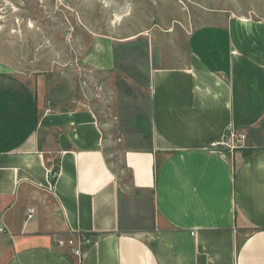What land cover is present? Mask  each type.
I'll list each match as a JSON object with an SVG mask.
<instances>
[{"label":"crops","instance_id":"obj_1","mask_svg":"<svg viewBox=\"0 0 264 264\" xmlns=\"http://www.w3.org/2000/svg\"><path fill=\"white\" fill-rule=\"evenodd\" d=\"M190 12L156 42L154 27L97 36L82 59L113 73L117 45L146 37L147 145L119 164L96 110L53 97L47 112L0 61V264H79L56 246L78 233L92 239L82 264H264V5ZM103 44L108 66L85 65ZM231 132L245 143L212 147Z\"/></svg>","mask_w":264,"mask_h":264},{"label":"rangeland","instance_id":"obj_2","mask_svg":"<svg viewBox=\"0 0 264 264\" xmlns=\"http://www.w3.org/2000/svg\"><path fill=\"white\" fill-rule=\"evenodd\" d=\"M263 5L264 0H0V61L40 92L46 104L54 97L70 108L96 110L117 143L107 150L108 158L119 164L120 150L147 145L135 135L137 120L149 113L146 37L117 45L120 68L108 74L82 64L94 38L127 39L151 34L154 27L156 42L162 30L188 21L193 8L244 15ZM110 56L109 46L99 45L84 64L107 67Z\"/></svg>","mask_w":264,"mask_h":264},{"label":"built area","instance_id":"obj_3","mask_svg":"<svg viewBox=\"0 0 264 264\" xmlns=\"http://www.w3.org/2000/svg\"><path fill=\"white\" fill-rule=\"evenodd\" d=\"M50 102L47 103L46 111L51 112ZM246 140V135L244 133L231 132L228 138L222 140L221 142L215 143L212 145L214 149L218 148H227L235 149L238 148L240 144H244ZM48 173L52 178L57 177V170L55 168L48 169ZM33 213V210H30V214ZM8 234V229L4 224H0V236ZM92 244V239L90 236L85 234H76L71 236L68 239H58L56 240V246L60 249H70L71 254L77 258L78 263L82 264L85 253L84 248Z\"/></svg>","mask_w":264,"mask_h":264}]
</instances>
